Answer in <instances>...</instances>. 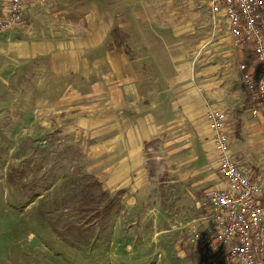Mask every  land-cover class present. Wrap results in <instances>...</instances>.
Masks as SVG:
<instances>
[{
  "label": "crops",
  "instance_id": "0c3cea01",
  "mask_svg": "<svg viewBox=\"0 0 264 264\" xmlns=\"http://www.w3.org/2000/svg\"><path fill=\"white\" fill-rule=\"evenodd\" d=\"M9 4L0 0V11ZM201 4L48 0L29 5L22 23L0 35V106L9 109V120L16 117L22 142L24 74L32 62L56 98L46 105L52 119L40 131L82 135L77 140L102 157L98 164L114 165L98 173L97 192L111 195L121 212L148 218V246L177 231L189 244L192 225L216 222L209 194L227 187L211 109L226 115L234 161L264 185V106L253 114L256 103L238 68L256 72L253 48L234 45L225 19L215 27L208 0L206 11ZM147 161L160 165L146 170ZM124 163L129 169H119ZM259 200L264 206V193ZM174 217L180 224L170 226Z\"/></svg>",
  "mask_w": 264,
  "mask_h": 264
},
{
  "label": "rangeland",
  "instance_id": "374dc122",
  "mask_svg": "<svg viewBox=\"0 0 264 264\" xmlns=\"http://www.w3.org/2000/svg\"><path fill=\"white\" fill-rule=\"evenodd\" d=\"M201 5L206 11L207 0ZM24 83L23 142L16 117L9 120V109L0 106V264H201L203 250L191 238L185 244L177 231L148 246V218L121 212L111 195L97 192L98 184L89 187L100 171L114 165L98 164L102 157L77 140L82 135L58 133L61 128L40 131L52 119L45 108L56 99L50 97L53 86L36 74L32 62L26 63ZM60 136L62 152L51 157L41 180L42 147L48 138L52 147ZM88 190L95 191L83 202ZM171 219L170 226L180 224Z\"/></svg>",
  "mask_w": 264,
  "mask_h": 264
},
{
  "label": "built area",
  "instance_id": "2783aa9c",
  "mask_svg": "<svg viewBox=\"0 0 264 264\" xmlns=\"http://www.w3.org/2000/svg\"><path fill=\"white\" fill-rule=\"evenodd\" d=\"M215 27L223 18L236 46H251L256 72L239 64L242 82L256 103L264 106V0H208ZM31 4L48 0H10L9 10L0 11V35L22 23ZM209 117L214 132L218 172L226 189H213L209 204L216 222L208 228L192 225V241L203 250L201 264H264V206L260 196L263 183L255 182L234 161L227 133L226 115L211 109Z\"/></svg>",
  "mask_w": 264,
  "mask_h": 264
},
{
  "label": "trees",
  "instance_id": "16d2710c",
  "mask_svg": "<svg viewBox=\"0 0 264 264\" xmlns=\"http://www.w3.org/2000/svg\"><path fill=\"white\" fill-rule=\"evenodd\" d=\"M61 132H62V130L58 131V133H61ZM66 135L67 134H65L63 136L65 137ZM61 142H62V138L60 136V138H55L54 139V145L52 147L49 145V138H48V140H46V144L43 145V147H42V153L43 154L41 155V157L39 159L40 171H44L42 179L40 178L41 180H43L45 178V173H46L45 166L46 165L48 166V164H49V162L51 160V157L52 156L57 157V156H59L61 154L62 151L58 150V149H60V146L58 144H61ZM80 153H81V151H80ZM64 155H65V152L63 153V156ZM83 161H85V160H83ZM157 165H160V163L159 162L153 163L152 166H150V164H148V161H147L144 164V167L146 168V170H148V166L150 167V170H155ZM50 169H51V167H50ZM38 171H39V169H38ZM51 171H52V169L49 170L48 172H51ZM96 184H97L96 183V179H91L90 182H89V187H93ZM90 194H91L90 190H89V192H87V194H83L84 196H82V201L84 202V200L87 199V197H85V196L90 195Z\"/></svg>",
  "mask_w": 264,
  "mask_h": 264
}]
</instances>
